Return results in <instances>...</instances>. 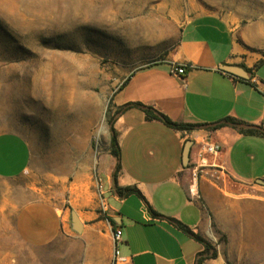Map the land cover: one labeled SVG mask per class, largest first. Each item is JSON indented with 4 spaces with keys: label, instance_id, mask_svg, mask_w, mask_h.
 <instances>
[{
    "label": "crops",
    "instance_id": "obj_1",
    "mask_svg": "<svg viewBox=\"0 0 264 264\" xmlns=\"http://www.w3.org/2000/svg\"><path fill=\"white\" fill-rule=\"evenodd\" d=\"M261 61L244 53L223 18L197 15L182 25L168 57L132 71L113 102L117 109L151 106L178 123L229 116L264 129ZM221 64L240 66L248 76L237 77ZM173 66L185 70L177 75ZM1 84L0 76V90ZM113 128L120 163L115 183L140 195L114 193L117 160L109 135L96 164L104 209L99 203L73 207L82 222L76 232L69 207L60 212L44 199L21 203L0 223V264H264V137L229 125L177 129L147 118L137 106L117 114ZM205 141L218 143L219 151L193 179L186 163ZM30 160L22 135L0 131V180L20 176ZM0 207H10L1 189ZM115 228L122 231L116 241ZM193 234L215 255L200 257L204 246Z\"/></svg>",
    "mask_w": 264,
    "mask_h": 264
},
{
    "label": "rangeland",
    "instance_id": "obj_2",
    "mask_svg": "<svg viewBox=\"0 0 264 264\" xmlns=\"http://www.w3.org/2000/svg\"><path fill=\"white\" fill-rule=\"evenodd\" d=\"M201 14L223 18L244 53L264 60V0H0V131L31 148L24 173L0 180L10 206L0 223L31 199L66 214L98 204L114 95L132 71L166 59L182 25ZM54 92L81 124L91 121L87 136L58 116Z\"/></svg>",
    "mask_w": 264,
    "mask_h": 264
},
{
    "label": "trees",
    "instance_id": "obj_3",
    "mask_svg": "<svg viewBox=\"0 0 264 264\" xmlns=\"http://www.w3.org/2000/svg\"><path fill=\"white\" fill-rule=\"evenodd\" d=\"M262 61H259V63H261ZM125 81V80H124ZM124 83V82H123ZM128 106H137L138 108H140L146 115L147 118L149 119H158L160 121H162L164 124H166L167 126L173 127V128H177V129H193V128H198V127H208V128H215L221 125H229L232 126L234 128H236L237 130H239L242 133L245 134H260L262 137H264V129L260 126L257 125H251V124H246L238 119H235L233 117H223L213 123H178V122H174L172 120H170L165 114L157 111L156 109H154L151 106H147V105H143L140 103H136V104H126L123 107L119 108L116 110V112L114 113V115L112 116V118L108 119L107 123H108V128H109V135H110V141H109V152L116 157V164L114 167V170L112 172V178H113V182H114V187H113V191L114 193H116L118 196L120 197H124V196H128L130 194H138L140 195V192L133 186H124V187H118L116 185V175L117 172L119 170L120 167V163H119V147L117 144V140H116V135H115V131L113 128V121L115 120L117 114H119L123 109L127 108ZM151 212L154 215H158L157 212H155L153 209H151ZM193 236L198 239L200 242H202L204 249L202 252H200V257H205V256H213L215 255V251L213 249V247L204 239H202L200 236L193 234ZM198 262V261H197Z\"/></svg>",
    "mask_w": 264,
    "mask_h": 264
},
{
    "label": "built area",
    "instance_id": "obj_4",
    "mask_svg": "<svg viewBox=\"0 0 264 264\" xmlns=\"http://www.w3.org/2000/svg\"><path fill=\"white\" fill-rule=\"evenodd\" d=\"M185 68L183 66H173L171 72L181 75ZM219 151V145L213 141H205L201 143L193 152L190 153L189 160L186 163V167L193 179H197L204 171V169L209 166L208 158L215 155ZM99 200L98 203L102 209H104L105 201L101 195L98 187ZM122 231L120 228H115L112 231L113 239L119 240L121 238Z\"/></svg>",
    "mask_w": 264,
    "mask_h": 264
},
{
    "label": "bare ground",
    "instance_id": "obj_5",
    "mask_svg": "<svg viewBox=\"0 0 264 264\" xmlns=\"http://www.w3.org/2000/svg\"><path fill=\"white\" fill-rule=\"evenodd\" d=\"M50 102L55 105V109L57 111L58 116H61L65 122L69 123L70 128L72 129L71 132H75L81 136H87L89 134L90 128L92 126L91 121H87L81 124L80 121V114L77 111L69 110L66 105L67 103L62 101L60 97L56 96V92L50 94ZM75 110V109H74ZM101 130V129H100ZM101 133V132H100Z\"/></svg>",
    "mask_w": 264,
    "mask_h": 264
},
{
    "label": "water",
    "instance_id": "obj_6",
    "mask_svg": "<svg viewBox=\"0 0 264 264\" xmlns=\"http://www.w3.org/2000/svg\"><path fill=\"white\" fill-rule=\"evenodd\" d=\"M220 69H222L228 73H231L237 77H240V78H247V76H248L246 70L240 66H237V65L221 64ZM188 146H189V143L184 148V154L183 155H184L185 161L188 158ZM260 182L264 183V181H260ZM70 214H71L70 219H71L72 229L76 232H80L82 229L81 220L79 219V217L75 211L72 210Z\"/></svg>",
    "mask_w": 264,
    "mask_h": 264
}]
</instances>
